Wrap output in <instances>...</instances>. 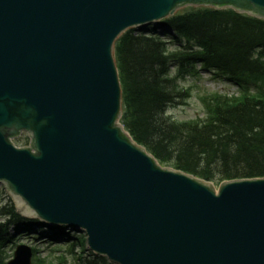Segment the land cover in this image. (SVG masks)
Instances as JSON below:
<instances>
[{
    "label": "water",
    "instance_id": "1",
    "mask_svg": "<svg viewBox=\"0 0 264 264\" xmlns=\"http://www.w3.org/2000/svg\"><path fill=\"white\" fill-rule=\"evenodd\" d=\"M186 6L264 19V0H0V185L22 217L84 231L110 264H264V178L215 188L119 124L114 43ZM30 259L19 246L9 264Z\"/></svg>",
    "mask_w": 264,
    "mask_h": 264
},
{
    "label": "trees",
    "instance_id": "2",
    "mask_svg": "<svg viewBox=\"0 0 264 264\" xmlns=\"http://www.w3.org/2000/svg\"><path fill=\"white\" fill-rule=\"evenodd\" d=\"M160 27L172 32H164L168 41L151 26L146 32L126 31L114 45L124 130L160 165L206 182L264 178V21L229 9L197 8L175 14ZM196 65L233 83L238 93L211 94L202 99L204 119L177 122L165 111L182 98L178 80L194 75ZM0 216L5 218L0 222V264H6L1 255L13 238L10 226L20 237L33 238L43 228L53 234L50 241L69 237L64 227L21 217L13 205L2 207ZM73 248L71 243L66 253ZM84 253L76 256L78 264H106ZM58 260L66 263L63 257Z\"/></svg>",
    "mask_w": 264,
    "mask_h": 264
},
{
    "label": "rangeland",
    "instance_id": "3",
    "mask_svg": "<svg viewBox=\"0 0 264 264\" xmlns=\"http://www.w3.org/2000/svg\"><path fill=\"white\" fill-rule=\"evenodd\" d=\"M193 9L190 7L182 8L177 11V13ZM160 24V23H159ZM146 27L138 28L137 32H146ZM160 28L155 27V32H158ZM163 32H160V38H165L169 40L168 36H165ZM168 32V31H167ZM168 34V33H167ZM198 67L195 69L196 73L192 76H187L184 79H179L180 89L182 91V98L179 99V102L176 105L169 106L166 110V116L174 119L177 122H187L195 119H202L205 117V108L202 102V99L208 98L211 94H228L233 95L236 93V88L232 86L231 83L225 82L223 80H215L211 78L207 73L199 72ZM171 75L173 73L171 72ZM21 141L24 142V136L21 137L18 144L14 143L17 147L21 146ZM217 186V185H216ZM13 205L14 210L17 212L15 202L13 199L6 193L3 189V186L0 185V209L4 206L11 207ZM5 218L0 216V222L5 221ZM34 232L35 235L32 238L31 236H18L17 231L14 226H10L9 233L13 236L11 242L4 246L3 253L1 258L6 262L12 259V255L15 250V245H24L30 249H34V256L31 257V264H35L37 260H43L46 264H57L59 263L58 258L64 257L66 264H78L76 256L79 255L82 251H87L84 253V257H88L89 254H92L87 247L86 236L83 231H69L68 238L63 242L50 241L52 233L44 231ZM32 230L30 233H33ZM81 241L78 242L77 240ZM71 243L75 244L70 254L65 252L66 247ZM32 247V248H31ZM83 248V250H81ZM32 249V250H33ZM93 255V254H92ZM104 260V263L109 264L106 258H101Z\"/></svg>",
    "mask_w": 264,
    "mask_h": 264
}]
</instances>
